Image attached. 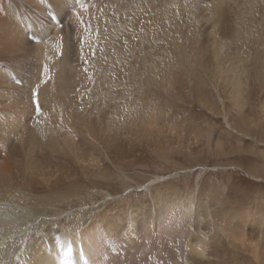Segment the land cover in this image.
<instances>
[{"label": "bare ground", "instance_id": "6f19581e", "mask_svg": "<svg viewBox=\"0 0 264 264\" xmlns=\"http://www.w3.org/2000/svg\"><path fill=\"white\" fill-rule=\"evenodd\" d=\"M0 264H264V0H0Z\"/></svg>", "mask_w": 264, "mask_h": 264}, {"label": "rangeland", "instance_id": "374dc122", "mask_svg": "<svg viewBox=\"0 0 264 264\" xmlns=\"http://www.w3.org/2000/svg\"><path fill=\"white\" fill-rule=\"evenodd\" d=\"M185 111H187L188 110V106H187V108L186 109H184ZM239 163H240V166H244V167H247L249 164L246 162V161H244V160H242V161H239ZM197 169H199L200 170V172H206V171H216V170H222V171H226V172H230V173H232V174H237V171H236V169L235 168H233V167H227V168H215V167H208V166H204V167H201V168H198L197 167ZM240 171H241V175H238L239 177H241L243 180H249V181H251V182H253V183H255V180L253 179V178H249V175L246 173V171H244V170H241L240 169ZM184 172H186V171H181L180 173H184ZM188 172H190L189 170H188ZM221 176L222 175H220L219 176V178H221ZM175 177H177V176H175ZM204 178H206L205 180H207V181H209L210 179H212L213 180V175L211 174L210 176L208 175V174H206V175H204ZM216 178H218L217 176L215 177V179ZM193 179V180H192ZM191 179V181L189 182V185H195L196 184V179L197 178H195L194 179V177ZM182 183H184V181H182ZM244 185L245 186H248V183H244Z\"/></svg>", "mask_w": 264, "mask_h": 264}, {"label": "snow or ice", "instance_id": "6c2138e0", "mask_svg": "<svg viewBox=\"0 0 264 264\" xmlns=\"http://www.w3.org/2000/svg\"><path fill=\"white\" fill-rule=\"evenodd\" d=\"M36 104H37V109H36V110H37V112H39V110H40V109H39V102L36 101Z\"/></svg>", "mask_w": 264, "mask_h": 264}]
</instances>
